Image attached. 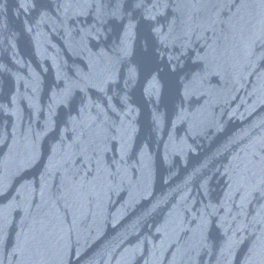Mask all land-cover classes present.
Here are the masks:
<instances>
[{
    "label": "water",
    "instance_id": "1",
    "mask_svg": "<svg viewBox=\"0 0 264 264\" xmlns=\"http://www.w3.org/2000/svg\"><path fill=\"white\" fill-rule=\"evenodd\" d=\"M0 264H264V0H0Z\"/></svg>",
    "mask_w": 264,
    "mask_h": 264
}]
</instances>
